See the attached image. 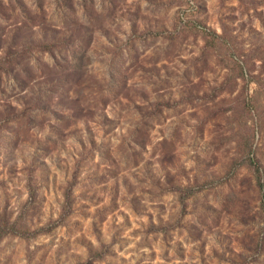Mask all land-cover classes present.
Segmentation results:
<instances>
[{"label":"rangeland","instance_id":"374dc122","mask_svg":"<svg viewBox=\"0 0 264 264\" xmlns=\"http://www.w3.org/2000/svg\"><path fill=\"white\" fill-rule=\"evenodd\" d=\"M9 56L0 215L56 224L0 264H264V0H0Z\"/></svg>","mask_w":264,"mask_h":264},{"label":"trees","instance_id":"16d2710c","mask_svg":"<svg viewBox=\"0 0 264 264\" xmlns=\"http://www.w3.org/2000/svg\"><path fill=\"white\" fill-rule=\"evenodd\" d=\"M203 32H205L206 34V40H205V46L206 47H210L212 45L215 44L216 40H221L223 42L224 39H222V36L216 34L214 31H210L207 29H204ZM55 43H44V47L46 48H50L52 46H54ZM80 57H75V60H79ZM12 61V59L9 58H5L4 60L0 59V69L4 67L5 63H10ZM239 66H240V71L241 73L244 75V67L241 64V62H236ZM78 65V64H77ZM246 79V83L248 82L249 79ZM245 103L246 107L251 106L249 99L245 98V100L243 101ZM248 164L250 166L253 167V174H254V181H255V185L258 187L259 192H260V205L261 208L263 209V213H264V179L262 177V172L259 168L258 162L256 161V159L252 156L248 157ZM74 180L68 184L67 188L65 189V193H64V204H63V213L61 214V220L64 218V216H66L69 212V208H70V202H71V189L73 186ZM202 186H199V188H201ZM179 191V201L183 202V200L185 198H188L190 196H192L194 194V192H196V189L194 187H181L178 188ZM20 216H17L14 219H11L9 217V215L6 214H2L0 215V237L6 235V234H19L21 236L24 237H29L31 235H35L36 233L39 232H46L48 231L50 228H52L56 222H50L47 225H44L38 229L32 230V231H28L24 225H22L20 222ZM263 221H264V217H263ZM23 223V222H22ZM262 239L263 237L261 236L258 240V244H262Z\"/></svg>","mask_w":264,"mask_h":264}]
</instances>
